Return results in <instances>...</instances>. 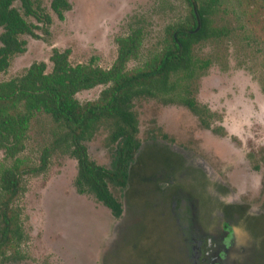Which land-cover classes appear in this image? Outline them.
<instances>
[{"label": "rangeland", "instance_id": "obj_1", "mask_svg": "<svg viewBox=\"0 0 264 264\" xmlns=\"http://www.w3.org/2000/svg\"><path fill=\"white\" fill-rule=\"evenodd\" d=\"M39 2L52 16L50 35L24 36L26 52L12 58L0 81L21 75L33 62H45L50 71L53 48L69 49L72 65L108 69L117 55L116 38L140 27L146 35L141 58L128 64L135 67L160 44L165 27L186 13L183 0H70L71 9L59 20L50 10L51 0ZM218 22L233 28L234 36L194 48L211 65L193 85L198 103L215 114L212 126L223 127L226 136L202 128L183 106L137 101L140 148L127 187H110L123 205L122 217L114 218L93 196L76 191V160L60 146L50 153L43 173L24 180V192L14 204L22 241L17 256L4 264H174L181 252L176 227L181 215L170 207V194L177 183L208 200L201 222L206 231L219 233L220 222L234 230V258L264 264L259 229L264 222V95L255 79L264 54L243 39L230 9ZM255 28L262 33L264 23L260 20ZM103 88L83 90L76 98L81 103L96 100ZM56 129L45 114L32 120L19 155L23 163H40L44 150L54 144ZM86 145L91 159L110 167L106 128L98 129ZM181 214L187 218V209Z\"/></svg>", "mask_w": 264, "mask_h": 264}, {"label": "trees", "instance_id": "obj_2", "mask_svg": "<svg viewBox=\"0 0 264 264\" xmlns=\"http://www.w3.org/2000/svg\"><path fill=\"white\" fill-rule=\"evenodd\" d=\"M183 1L185 15L165 27L160 44L135 67L129 68L128 64L141 58L146 35L140 27L116 38L117 55L108 69L93 63L72 65L69 49L53 48L50 71L45 62H33L21 75L0 81V264L17 256L22 241L14 204L24 192L25 178L43 173L50 153L60 146L76 160V191L93 196L114 218L121 217L123 205L110 187H127L129 170L140 148L134 109L137 101L154 99L165 105L183 106L197 117L202 128L226 136L223 127L212 126L215 114L195 98L193 84L211 60L197 57L194 48L234 36L233 28L218 22L230 9L239 31L245 34L243 39L264 54L260 47L264 44V29L262 33L255 30L260 20L264 23V0ZM70 9V0L50 2V10L59 20ZM52 21L39 0H0V74L8 70L13 57L26 52L24 36L40 39L38 32L49 36ZM255 79L264 95V59ZM97 86L104 88L96 100L78 101L77 93ZM38 114L47 115L57 129L54 144L44 150L40 163L29 166L19 155ZM101 127L108 130L112 147L110 167L91 159L86 145Z\"/></svg>", "mask_w": 264, "mask_h": 264}, {"label": "flooded vegetation", "instance_id": "obj_3", "mask_svg": "<svg viewBox=\"0 0 264 264\" xmlns=\"http://www.w3.org/2000/svg\"><path fill=\"white\" fill-rule=\"evenodd\" d=\"M160 142L167 143L162 140ZM182 151L186 152L184 149ZM199 158L205 162L201 157ZM175 176L179 180L183 177L179 174ZM179 184L177 183L178 186L173 184L170 194V207L176 208L175 213L181 215V219L176 220L181 252L180 258L174 264H244L232 256L235 243L234 230L225 222H220L219 233L206 231L201 222L206 218L208 200L201 198L194 189L182 188ZM185 208L187 218L181 214ZM259 225L264 244V222H259Z\"/></svg>", "mask_w": 264, "mask_h": 264}]
</instances>
